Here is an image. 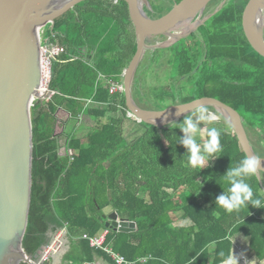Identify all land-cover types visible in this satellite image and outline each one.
Returning a JSON list of instances; mask_svg holds the SVG:
<instances>
[{"label":"trees","instance_id":"obj_1","mask_svg":"<svg viewBox=\"0 0 264 264\" xmlns=\"http://www.w3.org/2000/svg\"><path fill=\"white\" fill-rule=\"evenodd\" d=\"M244 4H230L202 28L207 44L226 42L228 47L198 51L191 70L182 73L187 77L181 84L185 92L165 99L155 90L145 92L148 73L158 72L159 51L155 50L147 52L149 68L137 71L133 96L151 110L203 97L218 99L241 114L252 146L264 157L257 149L262 146L264 151L258 131L264 128V58L251 49L241 29L214 32V25L221 22L239 24ZM48 35L65 52L53 63L50 89L56 94L31 107L32 193L25 254L34 258L50 243L51 235L65 229L70 249L61 264L109 259L83 238L108 231L106 246L134 264H221L219 252L227 256L232 237L241 232L250 239L251 252L264 259V209L249 205L230 213L215 205L216 197L228 188L222 177L246 156L229 124L208 108L218 116L209 126L222 130V151L211 167L200 172L188 163L187 150L177 143V136H183L178 126L161 130L138 124L128 115L124 93L110 94V81L123 82V72L137 50L127 4L84 1L76 11L57 19ZM204 56L207 62L191 76ZM210 58L217 67H210ZM61 113L66 116L62 122ZM127 121L133 129L125 134ZM68 124L85 127L86 134L78 137L67 130ZM198 139L203 142L207 137ZM65 147L72 150L73 161L63 152ZM247 182L254 198L264 201L257 175ZM108 208L135 222L137 231L106 228L102 215Z\"/></svg>","mask_w":264,"mask_h":264},{"label":"water","instance_id":"obj_2","mask_svg":"<svg viewBox=\"0 0 264 264\" xmlns=\"http://www.w3.org/2000/svg\"><path fill=\"white\" fill-rule=\"evenodd\" d=\"M87 0H0V264H38L45 249L31 258L23 250L32 193L33 130L31 107L35 99H46L39 93L42 82L39 35L57 19ZM127 4L133 25L137 50L123 72L124 96L128 114L145 127L166 129L201 106L213 108L232 128L245 155L256 154L241 114L222 101L203 97L163 110L141 107L133 96L137 71L147 52L160 45L150 41L168 36L175 43L195 33L208 21L195 18L213 0H181L161 12L149 0H122ZM244 37L251 49L264 58V0H248L241 14ZM186 26L182 33L175 32ZM179 107L180 109H177ZM179 111V115L177 114ZM264 167V157H261ZM264 170L257 174L264 192ZM105 226L120 233L137 231L135 222L119 217L117 212L102 215ZM66 237L60 252L51 260L61 263L70 249ZM51 235V241L54 239ZM95 264V263H85Z\"/></svg>","mask_w":264,"mask_h":264},{"label":"clouds","instance_id":"obj_3","mask_svg":"<svg viewBox=\"0 0 264 264\" xmlns=\"http://www.w3.org/2000/svg\"><path fill=\"white\" fill-rule=\"evenodd\" d=\"M177 109H180L177 107ZM180 114L179 111L177 113ZM218 116L211 113L206 106L196 109L192 115L184 118L183 122L177 125L172 123L171 128L177 127L183 133V136H177V143L183 145L187 150L188 163L200 172L212 166L213 161L220 158L219 153L222 151L221 135L222 130L214 125ZM205 127L201 128L200 125ZM207 139L201 142L198 138ZM264 170L261 164V157L256 154L246 155L243 159L233 166L231 165L222 177L228 183L227 190L216 197L215 205L224 208L228 212L239 211L241 208L251 205L253 208L264 209V201L260 198H254L253 189L247 180ZM219 255L223 258L221 264H240L244 259V264H257V260L248 261L243 253L236 255L232 251L225 256L221 251ZM259 264H264L261 260Z\"/></svg>","mask_w":264,"mask_h":264},{"label":"flooded vegetation","instance_id":"obj_4","mask_svg":"<svg viewBox=\"0 0 264 264\" xmlns=\"http://www.w3.org/2000/svg\"><path fill=\"white\" fill-rule=\"evenodd\" d=\"M149 1H158L160 4V11L164 12L168 8H170L175 2H180L181 0H149ZM245 1L244 7L248 0H213L211 1L202 12V14L197 16L192 22L194 24L197 20H204L205 18L212 16L208 21H206L203 25H201L198 30L189 35L187 38L181 39L175 43H169L170 38L168 36H160L150 41V45H160L157 49L159 51L158 55V71L159 76L161 78L162 87L167 88L164 90L167 92L168 97L179 96L182 94L183 89L181 88V84L186 80V76L182 75V73H186L185 71L191 70V65L195 60V56L198 51L208 49H227L228 43H218L209 42L207 44L204 40L202 34V28L205 27L210 20H212L220 11H222L225 7L232 5H239L240 2ZM243 7V9H244ZM186 26L180 27L175 33H182ZM237 29H241V22L239 24H230L229 22H221L219 24L214 25V32H221L224 34L234 33ZM243 32V31H242ZM153 52V51H152ZM147 56V53L146 55ZM207 62L206 57L198 63L199 65L192 71L191 76L198 72L201 66L205 65ZM210 67H217L215 65L214 60L212 58L209 59ZM164 85V86H163Z\"/></svg>","mask_w":264,"mask_h":264},{"label":"built area","instance_id":"obj_5","mask_svg":"<svg viewBox=\"0 0 264 264\" xmlns=\"http://www.w3.org/2000/svg\"><path fill=\"white\" fill-rule=\"evenodd\" d=\"M118 2L119 0H114V4H117ZM39 42L41 51L42 71V82L39 93L41 96L46 95L47 97L46 99H35L34 102L38 100L50 101L56 94L55 91L50 89V84L53 75V63L65 52L64 47L54 42L52 38L48 35V33L45 31H43L39 35ZM116 93H124L123 82L110 81V94ZM129 117L131 116L129 115ZM63 152L68 153L70 161L74 160L72 150H67L65 147L63 148ZM65 231L66 230L63 229L54 234L55 238L50 241L48 245L45 246V249L43 250V253L40 256V259L38 260V264L49 263L51 261V258L61 251L66 237ZM107 235L108 231H102L94 237H88L87 235H84L83 238L89 240L91 247L105 251L116 264H134L132 262L127 261L125 257L121 254L114 252L110 246H106ZM141 261L145 262V259H142Z\"/></svg>","mask_w":264,"mask_h":264},{"label":"crops","instance_id":"obj_6","mask_svg":"<svg viewBox=\"0 0 264 264\" xmlns=\"http://www.w3.org/2000/svg\"><path fill=\"white\" fill-rule=\"evenodd\" d=\"M48 33V32H47ZM63 112H65L63 110ZM61 114H64V113H61ZM65 116V115H64ZM66 118V117H65ZM64 121L63 119L61 120V122ZM66 125V124H65ZM64 125V126H65ZM72 124H68L67 126H65L67 128L68 131H71L75 134L78 135V137H82L85 135V127H82L81 125H77L76 127H72L71 126ZM58 131L61 132L62 131V127H59L58 128ZM258 131L260 132V134L263 136L264 138V128H260L258 129ZM254 141H256L255 138H253ZM260 152H264L263 151V148L262 146H258L257 148ZM263 182H264V178H263ZM113 211L108 208L106 209L105 213L109 214V213H112ZM232 249L234 251V253L236 255H240L241 253L244 254V256L247 258L248 261H252V260H257V264H259V262L261 260H264V259H260L258 258L256 255H254L252 252H251V249H250V239L245 236L243 233H236L233 237H232ZM62 261H63V258H62ZM61 261V263H62ZM113 260L111 258L109 259H106V258H102V257H96L92 263H95V264H113ZM50 264H55V262H53L52 260L49 262ZM60 263V264H61ZM56 264H59V263H56ZM240 264H244V259H241L240 260Z\"/></svg>","mask_w":264,"mask_h":264},{"label":"rangeland","instance_id":"obj_7","mask_svg":"<svg viewBox=\"0 0 264 264\" xmlns=\"http://www.w3.org/2000/svg\"><path fill=\"white\" fill-rule=\"evenodd\" d=\"M150 2H151V5L153 6V8H156V7L160 8V4H159L158 1H150ZM48 30H49V28H47L45 30V32H48ZM147 57L148 56H146L144 58V60H143L144 63L143 62L141 63L142 66L140 65V68H141L140 71H141V73H142L143 69H148L149 66H150V62L148 61V58ZM154 69H156V67H153L152 68V70H154ZM149 75L150 76L152 75V76L150 77ZM159 75H160L159 74V71L157 72V75H154V76H153V74H149L148 73V77H146L147 78L146 79L147 80L146 83H147L148 89L145 90V92L148 93V92H152V90H155L157 93H159V95L163 99H165L164 96L167 95V92H165L164 90L167 88V85L165 86V88H161L162 87V82H161V78H160ZM65 117L66 116H64V114H61V119L66 120ZM132 127H133V123L131 121H127L126 124H125V128H124L125 134L129 133L130 130L133 129ZM85 130L87 131V129H85ZM86 131H85V134H86ZM202 138H204V137H200V139H202ZM252 138L257 139V137L254 134L252 135Z\"/></svg>","mask_w":264,"mask_h":264}]
</instances>
